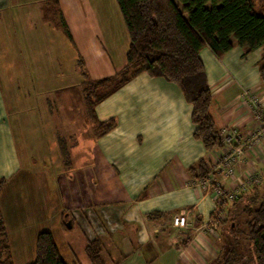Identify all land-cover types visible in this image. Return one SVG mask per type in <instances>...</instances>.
Returning a JSON list of instances; mask_svg holds the SVG:
<instances>
[{"label": "crops", "instance_id": "1", "mask_svg": "<svg viewBox=\"0 0 264 264\" xmlns=\"http://www.w3.org/2000/svg\"><path fill=\"white\" fill-rule=\"evenodd\" d=\"M25 1L0 0V20L13 7L21 6ZM40 1L43 0H37ZM46 1L60 15V21L64 18L68 26L69 19H76L75 33L70 26L69 29L73 38L71 41L80 54L82 33L89 32L83 14L97 0ZM106 3L109 7L117 5V20L120 21L117 2ZM108 21L111 25L110 18ZM90 30L100 41L102 31L95 28ZM128 43L126 38V49L125 44L117 43V61L123 62L122 53L126 54L124 50H127ZM262 50L259 48L245 54L243 48L235 46L222 58L215 56L209 47L201 50L200 55L212 91L210 111L219 130L225 126H236L242 136L251 138L255 127L251 101L243 100L240 95L244 90L254 92L262 97L264 104V84L258 72ZM120 62L117 67L125 63ZM96 110L101 120L114 116L119 121L113 131L96 137L95 146L101 163L117 165V175H113L115 179H108L110 189L118 188L117 199L105 201L98 198V204H101L112 227L111 230H105L106 239H103L99 214L91 213L86 220L76 214L81 206H66L63 203L64 196L59 185L70 189L72 195L74 186L77 192L79 186L70 181L71 176L68 179L65 171L71 161L65 160L62 166L57 162V171L60 173L54 180L58 188L57 198L62 201V206L55 211V218L71 220L72 228L76 227L82 233L80 239H75L73 234L68 238L66 257L63 254L66 262L92 264L85 247L89 240L99 238L103 242L107 264H207L214 257V252L218 255L216 242L223 235L217 230L222 227L220 216L227 213L226 219H229L231 210L237 205L233 204L234 201L219 203L213 189H204L198 182L208 175L215 183L219 182L227 189L230 187V180L224 177V167L219 166V159L226 148L222 146L208 151L200 140L194 138L192 106L177 85L162 77L140 73L116 89L110 98L101 101ZM260 142L252 147H241L242 153L237 155L235 161V174L238 178L243 179L250 172L264 170V137ZM234 145L241 146L240 143ZM83 151L89 149L83 148ZM201 158L206 159L208 169L203 178L198 176V172L194 175L190 170ZM22 163L11 129L7 124L2 126L0 122V177L6 178L4 186L9 187L8 193H20L19 187L13 189L11 185L24 167ZM26 182L27 178H24L18 184L23 186ZM86 182L90 184L89 180ZM257 186L262 189L264 179ZM42 194L47 202L51 201L48 192L43 191ZM242 194V200L248 199L251 190L247 189ZM67 210L70 213L66 214ZM180 214L187 216L186 227L175 224L174 219ZM59 225L63 229V223L59 221Z\"/></svg>", "mask_w": 264, "mask_h": 264}, {"label": "rangeland", "instance_id": "2", "mask_svg": "<svg viewBox=\"0 0 264 264\" xmlns=\"http://www.w3.org/2000/svg\"><path fill=\"white\" fill-rule=\"evenodd\" d=\"M109 1L116 4L115 0H97L100 5L94 3L90 10L84 12L89 32L82 33L80 54L69 35L70 29L75 33L76 19H69V29L64 18L61 19L64 22L60 21V15L46 0H26L21 6L13 7L0 20V122L2 126L7 124L11 129L24 165L14 177L17 182L14 181L11 185L13 189L19 187L20 193H8L9 187L5 186L0 190V215L6 225V238L14 264H30L35 260L36 238L43 230L53 233L64 257L68 238L72 234L75 239L82 236L76 227L70 230L60 227L59 221L67 224L69 220L64 217L62 220L55 218V211L60 209L62 201L57 198L58 188L54 179L60 173L57 171V164L62 166L65 160L71 161L65 171L68 179L71 176L70 181L79 186V192L74 186L72 195L70 189L59 185L64 196L63 203L66 206H81L76 214L86 220L91 213L99 214L103 239H106L105 230H111V223L104 215L101 204H98V198L105 201L117 199L118 188L110 189L108 185V179H115L113 175H117V165L101 163L95 151L97 140L91 123L85 117L82 94L85 78L81 75L83 68L88 71L89 78H98L112 74L120 67H117L120 62L117 61V43L125 44V47L126 38L129 42V37L122 16L120 15V21L117 20V5L109 7L106 3ZM93 28L102 31L100 41L90 30ZM262 55L263 50L260 60ZM122 59L120 64L125 61L124 53ZM119 87L107 89L105 99L110 98ZM255 96L261 98L248 90L242 91L240 95L247 102ZM259 141L255 144L258 145ZM83 148H88L89 151H83ZM237 153L241 154L242 151ZM255 173L257 172H250L249 175ZM245 177L240 179L236 176V180L243 181ZM24 178H27V182L20 186L18 183L24 181ZM43 191L48 192L50 202L42 196ZM248 202V199H244L231 210L230 217L238 216L236 220L240 223L235 234L229 231L230 221L225 224L227 213L220 216L222 227L217 230L223 235L216 242L218 253L226 251L229 239L237 235L240 249L248 251L250 246L243 221L246 217L242 211ZM68 213L70 212L67 210L66 214ZM212 240L214 241L213 237ZM215 254L216 252L207 264L214 263L217 257Z\"/></svg>", "mask_w": 264, "mask_h": 264}, {"label": "trees", "instance_id": "3", "mask_svg": "<svg viewBox=\"0 0 264 264\" xmlns=\"http://www.w3.org/2000/svg\"><path fill=\"white\" fill-rule=\"evenodd\" d=\"M116 2L129 36L125 63L114 73L98 78H89L88 71L81 70L85 78L82 89L85 117L92 125L93 135L102 137L118 125L116 117L101 120L97 114L96 107L106 98L107 89L117 88L144 72L177 85L192 106L194 138L208 151L222 147L221 133L210 111L212 91L200 52L209 47L215 56L222 58L235 46L243 48L245 54L263 48L258 72L264 84V0ZM69 35L73 39L70 32ZM190 170L194 175L198 172L199 177H205L206 159L201 158ZM5 183L6 178L0 177V190ZM248 190L251 195L242 211L250 247L243 252L235 235L227 242V250L219 251L213 264H264V195L260 196L264 187L259 189L255 185ZM242 197L243 194L233 204L240 203ZM237 218L224 220L225 223L230 221L232 234L240 225ZM63 228L68 229L65 223ZM7 241L6 225L0 215V264H14ZM103 249L101 239L88 241L85 252L92 264H107ZM30 264H68L51 231L43 230L38 234L35 260Z\"/></svg>", "mask_w": 264, "mask_h": 264}, {"label": "built area", "instance_id": "4", "mask_svg": "<svg viewBox=\"0 0 264 264\" xmlns=\"http://www.w3.org/2000/svg\"><path fill=\"white\" fill-rule=\"evenodd\" d=\"M252 102V116L255 121L254 132L250 135L251 138L242 136L239 129L236 126H225L220 130L222 137V146L226 148V151L219 159V166L225 169V179L230 180V187L227 189L219 182H214L210 176H206L198 182L199 186L203 188H212L213 193L219 203L235 201L242 193L247 190L250 185H259L264 179V170L257 172L253 175H248L243 181H237L234 173V164L237 159L238 151H242V146L248 145L249 147L257 141H261L264 137V104L262 97L255 96L250 99ZM259 141V142H260ZM240 143L241 146L235 147L234 144ZM252 147V146H251ZM264 166V160H263ZM177 226H187V217L180 214L174 219Z\"/></svg>", "mask_w": 264, "mask_h": 264}, {"label": "water", "instance_id": "5", "mask_svg": "<svg viewBox=\"0 0 264 264\" xmlns=\"http://www.w3.org/2000/svg\"><path fill=\"white\" fill-rule=\"evenodd\" d=\"M66 226H67L69 229L72 228V222H71V220L68 221V223L66 224Z\"/></svg>", "mask_w": 264, "mask_h": 264}]
</instances>
